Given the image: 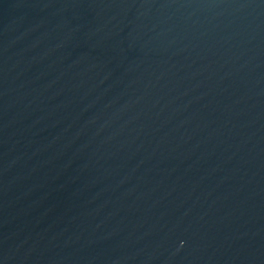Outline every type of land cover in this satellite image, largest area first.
I'll list each match as a JSON object with an SVG mask.
<instances>
[{"label": "water", "instance_id": "1", "mask_svg": "<svg viewBox=\"0 0 264 264\" xmlns=\"http://www.w3.org/2000/svg\"><path fill=\"white\" fill-rule=\"evenodd\" d=\"M0 264H264V0H0Z\"/></svg>", "mask_w": 264, "mask_h": 264}]
</instances>
